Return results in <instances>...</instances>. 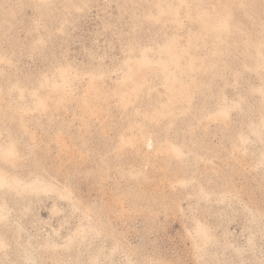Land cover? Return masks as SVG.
Returning <instances> with one entry per match:
<instances>
[{
    "label": "rangeland",
    "instance_id": "374dc122",
    "mask_svg": "<svg viewBox=\"0 0 264 264\" xmlns=\"http://www.w3.org/2000/svg\"><path fill=\"white\" fill-rule=\"evenodd\" d=\"M0 264H264V0H0Z\"/></svg>",
    "mask_w": 264,
    "mask_h": 264
}]
</instances>
